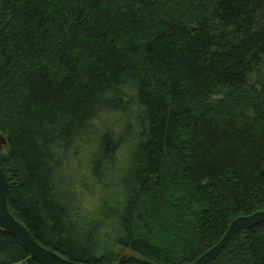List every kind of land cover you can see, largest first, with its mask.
Here are the masks:
<instances>
[{
    "label": "trees",
    "instance_id": "16d2710c",
    "mask_svg": "<svg viewBox=\"0 0 264 264\" xmlns=\"http://www.w3.org/2000/svg\"><path fill=\"white\" fill-rule=\"evenodd\" d=\"M0 164L59 254L194 264L264 209V0H0ZM0 264L43 263L0 224Z\"/></svg>",
    "mask_w": 264,
    "mask_h": 264
},
{
    "label": "water",
    "instance_id": "95a60500",
    "mask_svg": "<svg viewBox=\"0 0 264 264\" xmlns=\"http://www.w3.org/2000/svg\"><path fill=\"white\" fill-rule=\"evenodd\" d=\"M10 179L6 174L3 165L0 164V224L3 229L14 234L26 247L31 257L38 259L43 264H91L78 260H72L62 254H59L52 248L42 245L40 241L31 233L27 225L20 222L14 213L9 209ZM264 221V209L254 213L237 216L229 225V228L223 235V238L206 252L202 253L194 264H209L218 256L225 246L233 239L236 232L247 230L248 228L259 225Z\"/></svg>",
    "mask_w": 264,
    "mask_h": 264
},
{
    "label": "rangeland",
    "instance_id": "374dc122",
    "mask_svg": "<svg viewBox=\"0 0 264 264\" xmlns=\"http://www.w3.org/2000/svg\"><path fill=\"white\" fill-rule=\"evenodd\" d=\"M151 205H153V203H152ZM119 250H120L121 252H123V253L131 254V251H130L129 249H124V248H122V247H119Z\"/></svg>",
    "mask_w": 264,
    "mask_h": 264
}]
</instances>
